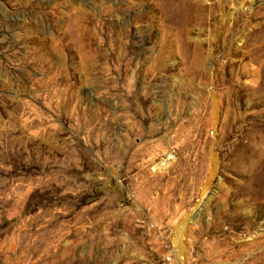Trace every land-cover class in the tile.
Instances as JSON below:
<instances>
[{
  "label": "rangeland",
  "instance_id": "374dc122",
  "mask_svg": "<svg viewBox=\"0 0 264 264\" xmlns=\"http://www.w3.org/2000/svg\"><path fill=\"white\" fill-rule=\"evenodd\" d=\"M0 264H264V0H0Z\"/></svg>",
  "mask_w": 264,
  "mask_h": 264
}]
</instances>
